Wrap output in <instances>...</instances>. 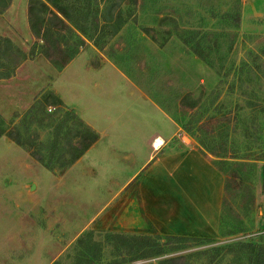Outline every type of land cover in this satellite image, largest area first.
Wrapping results in <instances>:
<instances>
[{
	"label": "rangeland",
	"instance_id": "374dc122",
	"mask_svg": "<svg viewBox=\"0 0 264 264\" xmlns=\"http://www.w3.org/2000/svg\"><path fill=\"white\" fill-rule=\"evenodd\" d=\"M114 2L107 20L104 8ZM67 3L71 32L59 39L77 50L64 72L71 60L58 67L46 58L43 40L30 28L29 0H11L0 11V35L24 54L12 75L0 78V129L16 136L18 128L23 141L0 135V264H159L170 257H183V264H250L243 245L264 246V0ZM101 66L99 75L83 71ZM186 95L196 103L182 110ZM76 117L98 138L65 166L78 151L76 138L70 141L79 129ZM156 133L171 134L170 141L184 134L218 169L233 171L219 224L220 232L240 230L130 259L107 233L134 232L110 230L101 217L120 219L112 210L121 198L111 195L114 184L141 165L142 145ZM147 163L126 184L142 182L139 206L158 214L153 223L172 233L187 220L188 205L177 191L189 185L197 198V177L190 184L178 172L168 179ZM172 182L179 184L170 190L178 194L175 215L165 194Z\"/></svg>",
	"mask_w": 264,
	"mask_h": 264
},
{
	"label": "crops",
	"instance_id": "0c3cea01",
	"mask_svg": "<svg viewBox=\"0 0 264 264\" xmlns=\"http://www.w3.org/2000/svg\"><path fill=\"white\" fill-rule=\"evenodd\" d=\"M74 60L75 59H72L64 67L62 72L68 70L74 63ZM101 69L102 66L97 69L91 68V72L86 70L83 71H85L87 75H99V71ZM113 77H115V75ZM120 81L122 82L121 78ZM157 137L162 138V143L159 147H155L153 144L154 139ZM170 137L171 134L156 133L153 136H148V138L144 141L142 147L145 148L144 152L146 156L140 161L141 165L137 169L131 170L125 181L119 182L117 185L114 184L116 187L111 195L119 194L121 195V198L119 200V205L117 204V206L112 210L114 211L117 209L116 213L118 211L120 219L116 220L112 217V215H104L101 217L103 226L109 224V227L107 228L110 230L134 233L176 234L202 238L217 237L219 234V218L221 215L222 193L224 191L225 176L184 134H182L181 137H178L176 141L175 139H173L174 141H170ZM90 148L91 147H89L86 152H88ZM140 149L142 148L137 150L140 151ZM123 156L125 157V160L131 159V155L128 151L127 153H124ZM151 158L152 164L149 166L147 162ZM146 163L148 164L147 167L149 166L147 169L148 171H153L154 168H156V170H163L165 171L167 176L166 178L168 179H173L175 172H178V176L183 179H188V183L189 181H192L193 183V178H191L193 175L197 177L194 180L198 183H193L192 185V189L195 190L196 195H198L197 198H192L189 185L186 186L187 191H177L183 195L182 202H186L188 205L187 207L185 204L187 209L182 215V217L184 216V220H187L182 222L180 229L177 231L174 230L172 233H168V230H164L161 226H157L153 223V219H155L158 214L149 212L139 206L135 192L138 190L139 186L143 187L142 182L129 185L130 187L126 184V182L132 179L138 170ZM204 179L207 180L206 184L208 189L213 191L209 197H207L202 191L201 183ZM177 188H179V184L172 182L167 185L165 191L166 196L169 198L172 197L173 204H175L172 207L173 215L179 212L176 207L180 204H176L178 195L177 192L170 193V190H175ZM187 194L188 198L185 199L184 197Z\"/></svg>",
	"mask_w": 264,
	"mask_h": 264
},
{
	"label": "trees",
	"instance_id": "16d2710c",
	"mask_svg": "<svg viewBox=\"0 0 264 264\" xmlns=\"http://www.w3.org/2000/svg\"><path fill=\"white\" fill-rule=\"evenodd\" d=\"M11 0H0V11L5 10ZM68 0H29L28 4V18L30 23V28L33 34L43 40L44 55L49 59L55 66L61 67L66 64L76 53L77 48L68 49L64 47L59 39V36L63 35L64 32H71L67 20L71 21V9L67 3ZM115 2L111 5L105 6V13L109 15L107 20L112 17V12ZM121 14H118V20ZM109 18V19H108ZM111 22V21H110ZM121 20L118 22L120 25ZM105 24V23H104ZM116 25V23L111 22L109 26ZM117 30V26L113 27ZM42 31V32H41ZM114 31V32H115ZM79 38V37H78ZM79 40H81L79 38ZM74 45H79L78 39L75 40ZM24 58L22 51L15 45V43L8 37L0 35V78L10 77L16 67V65ZM178 104V108L182 110L192 109L195 106L196 100L190 99L188 95L183 96ZM188 102V103H187ZM37 103L35 102L28 110L27 114L35 111ZM77 118L78 128L74 131V136L70 137L76 138V143H73L77 147L78 151L74 154L70 161H67L63 165H68L77 159L85 150H87L91 144L97 140L98 134L91 126L84 123L81 118ZM11 132V131H10ZM9 130L0 129V135L6 133L10 138H12L16 143L22 144L23 141L20 137L19 129L15 127L16 136L10 133ZM193 136L194 132H190ZM69 141V142H70ZM72 144V142H70ZM201 151L202 149L199 148ZM209 149V148H208ZM214 150V149H213ZM202 153H204L202 151ZM240 163L230 164L231 166H237ZM219 170L225 176L224 191L229 183L232 182V174L234 173L231 169L220 168ZM224 202V199L222 200ZM222 202V203H223ZM222 217V214L220 215ZM219 224V234H233L240 229L231 230L227 232H220ZM108 234L111 238L119 239L120 244L123 249H126V254H133L130 259L145 258L153 255H158L164 253V246L168 243H176L185 240H195L198 237L193 236H183V235H160V234H149V233H119L110 232ZM163 237L164 241H161ZM245 246L249 251V261L250 264H264V246L256 245L253 243H246ZM183 257H170L160 260L159 264H183Z\"/></svg>",
	"mask_w": 264,
	"mask_h": 264
},
{
	"label": "bare ground",
	"instance_id": "6f19581e",
	"mask_svg": "<svg viewBox=\"0 0 264 264\" xmlns=\"http://www.w3.org/2000/svg\"><path fill=\"white\" fill-rule=\"evenodd\" d=\"M161 143H162V138H160V137L155 138L153 141V144L155 147H159L161 145Z\"/></svg>",
	"mask_w": 264,
	"mask_h": 264
},
{
	"label": "water",
	"instance_id": "95a60500",
	"mask_svg": "<svg viewBox=\"0 0 264 264\" xmlns=\"http://www.w3.org/2000/svg\"><path fill=\"white\" fill-rule=\"evenodd\" d=\"M33 186H34V183H31V184H30V187H33Z\"/></svg>",
	"mask_w": 264,
	"mask_h": 264
}]
</instances>
